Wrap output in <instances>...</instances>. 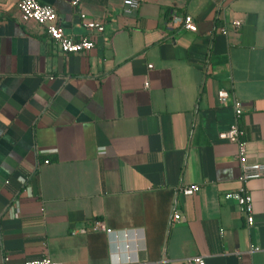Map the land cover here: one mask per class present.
I'll return each instance as SVG.
<instances>
[{
    "label": "crops",
    "instance_id": "crops-1",
    "mask_svg": "<svg viewBox=\"0 0 264 264\" xmlns=\"http://www.w3.org/2000/svg\"><path fill=\"white\" fill-rule=\"evenodd\" d=\"M38 1L94 47L62 53L0 0V259L264 264V176L247 182L248 226L224 198L239 185L236 145L218 138L236 97L247 160L264 163V0H140L130 14L123 0ZM186 14L196 31L169 23ZM94 219L115 233L71 235Z\"/></svg>",
    "mask_w": 264,
    "mask_h": 264
},
{
    "label": "built area",
    "instance_id": "built-area-1",
    "mask_svg": "<svg viewBox=\"0 0 264 264\" xmlns=\"http://www.w3.org/2000/svg\"><path fill=\"white\" fill-rule=\"evenodd\" d=\"M81 0H72V6L76 7ZM18 10L22 22H33L44 28L46 38L49 42L54 43L57 48L65 54L80 53L91 50L94 47V41L89 37H81L80 39H73L65 34L62 26L57 21V14L53 6L49 4H42L38 0H18ZM140 0H123L122 11L130 14L138 9ZM79 18L88 31L102 32L104 29L103 23L100 20L90 19L85 12H79ZM170 24L178 23L183 28L189 31H196V24L192 17L186 14L182 17L172 16ZM234 27H239L241 22L234 20L231 22ZM219 34L225 35L227 27L221 26L218 28ZM151 67V66H149ZM147 86V82H145ZM217 97L220 103H224L229 97L227 90L221 89L217 92ZM232 107L234 110L233 120L225 130L218 133V138L233 142L237 148V162L239 168L238 181L239 185L224 194L225 199L234 200L239 208V211L245 217L246 224L250 226L253 223V203L252 196L247 188V182L252 179H257L264 176V163H250L247 160L246 141L244 139V130L239 124L240 116L242 114L241 102L236 97H232ZM102 153V151H101ZM45 163L48 160L44 161ZM199 190V185L191 183L188 185L178 187L177 191L183 196L193 195ZM180 214L175 212L173 219L178 220ZM91 232H104L106 234H114L115 230L107 227L102 220L94 219L88 226H82L71 230V235L86 234ZM257 250V248H251ZM8 257L2 256L0 264H7ZM187 264H207L206 256L199 254L187 258ZM23 264H63L48 256L40 258L25 260Z\"/></svg>",
    "mask_w": 264,
    "mask_h": 264
}]
</instances>
